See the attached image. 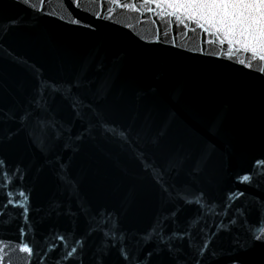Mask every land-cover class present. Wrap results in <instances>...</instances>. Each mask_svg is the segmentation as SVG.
<instances>
[{
    "label": "water",
    "instance_id": "95a60500",
    "mask_svg": "<svg viewBox=\"0 0 264 264\" xmlns=\"http://www.w3.org/2000/svg\"><path fill=\"white\" fill-rule=\"evenodd\" d=\"M170 11L0 0V264H264V61Z\"/></svg>",
    "mask_w": 264,
    "mask_h": 264
},
{
    "label": "snow or ice",
    "instance_id": "6c2138e0",
    "mask_svg": "<svg viewBox=\"0 0 264 264\" xmlns=\"http://www.w3.org/2000/svg\"><path fill=\"white\" fill-rule=\"evenodd\" d=\"M21 2L28 4L30 0H21ZM112 2L116 3L118 0H112ZM161 2L169 5L171 11L168 14L176 15L177 20L181 23L184 18H187L194 21L197 27H204L202 21L210 25L216 23L224 25L225 37L220 40V43L223 44L227 41L229 45H235L227 50V54L231 55L233 51L240 52L241 50L252 53L251 57L240 59L237 61L238 63L251 67L253 59L264 61V0H143L146 5L152 3L159 5ZM124 6L128 7L127 4ZM107 11H111V9H107ZM178 12L187 15L182 18L181 15H177ZM72 22L77 23L78 21L73 20ZM192 30L195 31V29ZM205 30L207 31V29ZM217 32H219V28H217ZM234 35H238L239 39L233 40ZM260 71L264 72V65L260 67ZM0 167H2V162H0ZM2 175L3 173H0V176ZM7 178L10 177H5V179ZM241 179L248 181L250 177L245 175ZM11 202L9 201V203ZM24 211L27 212L26 207ZM59 239L65 242L64 247L67 249L65 259L76 253V245L68 243L63 236ZM256 239H264V229L257 231ZM79 243L77 241V244ZM20 250L28 253L29 257L34 255L33 248L29 247L27 243L22 244ZM121 252L127 259V252L123 248Z\"/></svg>",
    "mask_w": 264,
    "mask_h": 264
}]
</instances>
